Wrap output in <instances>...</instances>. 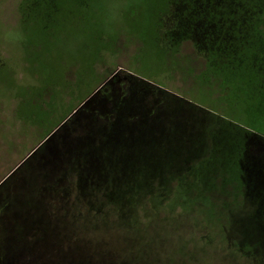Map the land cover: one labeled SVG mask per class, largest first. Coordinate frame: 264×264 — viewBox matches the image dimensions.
I'll return each instance as SVG.
<instances>
[{"label":"rangeland","instance_id":"obj_1","mask_svg":"<svg viewBox=\"0 0 264 264\" xmlns=\"http://www.w3.org/2000/svg\"><path fill=\"white\" fill-rule=\"evenodd\" d=\"M169 4L0 0V238L16 239L22 252L17 264H254L237 251L232 236L231 220L240 224L239 184L230 161L218 163V152H235L220 145L209 128L264 138V57L258 40L260 28L264 35V2L251 6L254 30L237 54L239 64H226L211 52L209 62L190 40L169 46L166 30L174 26ZM241 5L249 7L247 0ZM112 73L133 75L179 97L193 112L179 123L184 134L201 133L211 156L201 169L206 177L182 194L188 202L142 220L150 245L137 250L131 243L136 237L112 216L62 217L49 210L35 220L39 212L28 215L25 209L29 193L8 179ZM258 155L255 163L264 164V151ZM258 183L255 196L264 199Z\"/></svg>","mask_w":264,"mask_h":264},{"label":"trees","instance_id":"obj_2","mask_svg":"<svg viewBox=\"0 0 264 264\" xmlns=\"http://www.w3.org/2000/svg\"><path fill=\"white\" fill-rule=\"evenodd\" d=\"M257 1L247 0V9L242 0H170L174 26L166 30L168 44L190 40L209 62L211 52L226 64H239L237 54L254 30L249 18ZM260 29L259 52L264 57ZM99 86L8 179L29 193L25 209L28 215L39 212L35 220L42 221L49 210L62 217L112 216L129 237H136L131 243L137 250L150 245L142 220L162 207L173 211L188 202L182 194L192 190L194 180L206 177L201 169L211 163V156L201 133L184 134L179 123L193 112L183 108L179 97L128 74L112 73ZM222 128L223 133L209 130L220 136V145L227 143L235 152L231 157L217 151L222 155L218 163L230 161L242 196L240 224L231 220L234 244L254 264H264V199L255 196L253 188L258 180L264 188V164L255 163L264 151V138L245 131L232 135ZM15 240L0 238V264L19 262L22 252Z\"/></svg>","mask_w":264,"mask_h":264},{"label":"water","instance_id":"obj_3","mask_svg":"<svg viewBox=\"0 0 264 264\" xmlns=\"http://www.w3.org/2000/svg\"><path fill=\"white\" fill-rule=\"evenodd\" d=\"M98 89H99V88H98ZM96 91H97V90H96ZM35 149H36V148H34V149L30 152V154H31L32 152H34ZM30 154H29V155H30ZM29 155H28V156H29ZM28 156H27V157H28ZM27 157H26V158H27Z\"/></svg>","mask_w":264,"mask_h":264}]
</instances>
